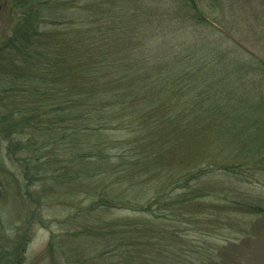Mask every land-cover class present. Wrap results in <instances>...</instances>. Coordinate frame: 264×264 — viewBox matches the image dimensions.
I'll return each mask as SVG.
<instances>
[{"label":"trees","instance_id":"obj_1","mask_svg":"<svg viewBox=\"0 0 264 264\" xmlns=\"http://www.w3.org/2000/svg\"><path fill=\"white\" fill-rule=\"evenodd\" d=\"M30 1L38 5L31 14L40 19L39 10L46 0ZM86 1L79 14L85 18L78 19L72 31L74 39L71 35L63 44L57 43L60 61L68 54L73 62L59 64L53 80L50 72H36L30 60V44L43 35L32 28L33 18L28 30L12 40L18 56L15 54L8 65H0V106L21 119L18 135L29 141L34 153L40 151L37 174L58 177L61 183L73 177V188L87 199L93 198L86 210L78 206L65 221L69 228L63 241L51 236L50 250H57L56 259L62 264H143L142 260L156 264L170 258L175 264H199L200 260L201 264H232L235 255L231 251L213 254L204 244L198 249L200 245L190 238L192 233L200 236L195 225L187 228L182 213L172 217L168 212L157 214L161 205L165 206L162 211L168 209L166 202L157 200L161 193L175 198L176 191L184 190L187 193L181 194V208L193 209L189 201L203 197L194 196L202 173L193 171L191 166L196 162L187 165L173 154L181 153L184 143L195 142L199 148L208 139L213 149L223 152L218 171L264 186V133L252 141L245 139L247 147L242 145L245 154L257 157H247L240 150L233 153L231 141H226L236 135L247 138L251 126L255 127L257 118L253 115L260 112L244 104H238V109L218 106L226 100L227 86H223L225 75L219 56L228 54L240 63V79L247 83L244 78L261 69L238 56L231 57L238 53L222 48L225 37H219V43L210 28L217 29L214 24L219 19L212 11L210 19L200 1L198 5L197 0H121L115 6L107 0ZM212 1L223 3L222 10H226L227 0ZM249 2L238 6L231 0V5L237 14L255 22L253 15L259 7L252 8L254 0ZM256 28L263 29L264 24ZM49 52L45 49L41 54ZM74 58L78 60L75 65ZM255 95L253 101H264ZM231 115L233 120L241 118L235 131ZM223 116H228L227 122L210 126ZM127 121L128 127L139 129L131 139L106 134L110 127L128 131L124 128ZM133 151H142L144 159H133ZM146 183L148 186L140 190ZM169 186L171 190L164 194ZM187 195H191L188 201ZM252 202L235 200L230 207L264 213ZM124 209L133 214L122 219L108 217L112 211ZM73 219L75 223L81 220L80 230L70 227ZM193 253L198 261L191 259ZM214 256H218L216 260ZM14 258V263L20 264L23 256L18 252Z\"/></svg>","mask_w":264,"mask_h":264},{"label":"rangeland","instance_id":"obj_2","mask_svg":"<svg viewBox=\"0 0 264 264\" xmlns=\"http://www.w3.org/2000/svg\"><path fill=\"white\" fill-rule=\"evenodd\" d=\"M199 1L200 7L210 15V19H212L211 11L219 19L218 24L215 23L216 21L214 22L217 29L212 26L210 28L219 43V37H225V40H222L224 44L222 48L238 53L231 54V57L238 56L244 59V62H249L251 65H256V68L259 67V70L261 69V71H256L257 73L245 77L247 83L240 79L242 75L240 63L234 62L228 57V54L219 56L225 75L222 80L225 82L223 86L226 84L227 86L225 88L226 100L220 101L218 106L238 109V104H244L249 109L251 107L259 108L260 112L253 115L257 119L255 127L251 126L250 128V136L247 135V138L246 136H231L226 138V141H231L233 153L240 150L239 152H243V155L247 157H257V154H245L246 150L242 145L246 144L245 147H247L246 140L251 139L250 141H252L256 137L259 138L262 132L264 133V101L255 102L251 98L256 94L255 98L264 99V28H256L258 25L264 24V0H254L252 8L259 7L253 15L255 22L245 15L237 14V8L231 5V0H227L228 3L224 4L226 9L224 12L221 2L197 0L198 5ZM249 1L251 0H235V3L239 6L240 2L247 3ZM46 2L47 4L41 6V11L39 10L40 19L43 17L40 20L34 19L35 16L30 12L36 10L38 6L33 1L0 0V65L6 66L10 60L15 58V54L18 56L19 53H16L15 45L11 44L12 40H15L23 31L28 30L29 21L33 18L35 23H32V28L43 32V35L35 41L31 39L33 41L28 51L31 55L30 60L35 63L34 70L36 72L40 70L44 75H48L50 72V79L53 80L55 71L60 67L59 64L63 66V61L65 65L73 62V58L68 54H66L68 57L62 56V61H60L59 50L61 47H57V43L63 44L65 38H69L77 27L78 19L85 18L79 14L87 1L46 0ZM107 2L110 6H115L121 0H107ZM251 4L252 2H249V5ZM204 29L211 32L208 27ZM203 32L205 33V31ZM71 38L74 39V36L72 35ZM47 44H50L49 47L53 52H49L51 49H48ZM201 44L202 42L199 45ZM45 49L49 54L42 56ZM3 56L6 59H2ZM77 61V58H74V65L77 64ZM40 64L43 67H37ZM71 69L73 70V67H70ZM255 84L259 87H256ZM53 88L58 90V86L52 85ZM59 91L61 90L59 89ZM249 112L251 111L249 110ZM233 118L235 116L231 115L230 120L233 123L231 129L235 131L240 125L241 118L237 117L234 120ZM238 118L239 121H237ZM228 119V116H223L210 126L215 127L217 122H227ZM129 122L127 121V127H124L128 131L110 127L106 134L108 136L117 134L122 140L131 139L135 133L139 132V129L138 127L132 129L128 127ZM22 125L23 122L18 116H12L0 106V264H15L14 255L16 256L18 252L23 256L20 264H62L60 259L59 261L56 259L58 258L57 250H53V248H51L53 251L50 250L51 236L55 235L58 241H63L69 228L65 225V221L77 212L78 206L86 210V207L90 206V199L93 198L87 199L82 192L73 188V177L71 180H63L61 183L58 177L48 176L47 178L37 174V162L41 154L40 151L34 153L29 141L18 135ZM239 137L242 139L240 140ZM208 140L199 148L195 146V142L193 145L184 143L181 147L183 151L173 154L174 158H180L187 165L196 162L191 167L194 172L202 173V175L199 177L201 184L195 188L197 191L194 196L203 197L189 201L194 206L189 212L186 208H181L184 201L181 194L185 193L184 190L176 191L175 198L163 196L161 193V199L157 201L166 202L168 209L162 211L165 206L160 204L162 209L157 214L168 212L167 216L172 217L176 212L182 213L185 226L193 229L195 225V233H200L201 237L192 232L193 235L190 236L195 245H200L198 249L204 244L206 250L213 254L219 255V253L231 251L235 255V261L232 264H264V213L243 212L230 207L232 201L245 200L246 198V200H253V204L257 203L264 209V186L255 181L245 182L230 174L218 171L216 166L221 159L219 155L223 152L213 149ZM228 152L231 154V151H226V153ZM131 155L133 159H144L142 151L138 154L133 151ZM166 161V159L163 160V162ZM202 169H208V171H201ZM148 184L139 186V189L146 188ZM169 190H171L170 186L163 193H169ZM186 198L188 201L191 195H187ZM219 204L222 205L217 208ZM153 209L156 210V207ZM112 212L108 216L109 218L122 219L133 214L125 209ZM84 217L82 216L85 221ZM75 220L73 219L74 224L70 227L80 230L81 220L79 219L76 223ZM205 231L206 233H204ZM203 233L208 234L203 235ZM204 236L209 241L205 242ZM239 240H243V242ZM234 243L237 246L229 248V245ZM241 244L243 246H240ZM85 246L88 247L87 243ZM194 256L196 254L193 253L191 259L198 261V256ZM217 257L214 256L215 260ZM144 261L142 260L140 263L151 264V262ZM201 262L202 260L198 261L199 264ZM156 264H175V261L173 258L163 259Z\"/></svg>","mask_w":264,"mask_h":264}]
</instances>
